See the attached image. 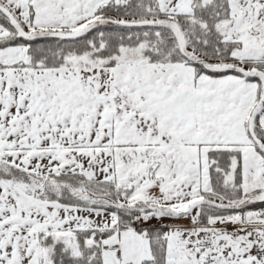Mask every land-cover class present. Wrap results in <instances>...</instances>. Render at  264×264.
Segmentation results:
<instances>
[{
  "label": "snow or ice",
  "instance_id": "6c2138e0",
  "mask_svg": "<svg viewBox=\"0 0 264 264\" xmlns=\"http://www.w3.org/2000/svg\"><path fill=\"white\" fill-rule=\"evenodd\" d=\"M0 264H264V0H0Z\"/></svg>",
  "mask_w": 264,
  "mask_h": 264
}]
</instances>
